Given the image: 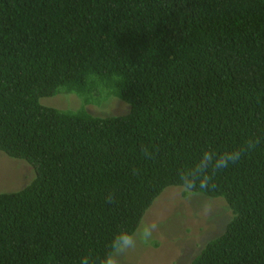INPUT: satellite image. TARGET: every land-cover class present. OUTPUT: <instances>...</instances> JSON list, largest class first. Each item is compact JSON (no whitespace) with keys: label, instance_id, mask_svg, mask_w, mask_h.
Returning a JSON list of instances; mask_svg holds the SVG:
<instances>
[{"label":"trees","instance_id":"1","mask_svg":"<svg viewBox=\"0 0 264 264\" xmlns=\"http://www.w3.org/2000/svg\"><path fill=\"white\" fill-rule=\"evenodd\" d=\"M0 152V264H102L171 187L232 212L189 264H264V0H0Z\"/></svg>","mask_w":264,"mask_h":264},{"label":"rangeland","instance_id":"2","mask_svg":"<svg viewBox=\"0 0 264 264\" xmlns=\"http://www.w3.org/2000/svg\"><path fill=\"white\" fill-rule=\"evenodd\" d=\"M78 97V98H77ZM80 96L61 94L43 99V104L62 110L81 108ZM86 106L94 116L108 117L128 110L116 99ZM34 170L24 161L7 157L0 152V193L14 192L30 184ZM232 218L227 203L222 199L186 193L171 187L155 201L145 214L138 231L155 224L156 228L146 243L137 236L135 248L117 257L118 264H189L209 240L223 232Z\"/></svg>","mask_w":264,"mask_h":264},{"label":"clouds","instance_id":"3","mask_svg":"<svg viewBox=\"0 0 264 264\" xmlns=\"http://www.w3.org/2000/svg\"><path fill=\"white\" fill-rule=\"evenodd\" d=\"M249 147H254V143L250 141ZM208 156L209 154L205 153V158H208ZM239 158H240L239 151L225 153L224 155L219 157L216 166L218 168L226 167L230 161L234 162ZM202 186H206V184ZM155 228L156 225L152 224L145 227L137 234L129 233L127 231L120 232L112 242L111 251L106 255L105 259L102 261V264H118L117 257L120 254L126 252L129 249L135 248L137 242V236L139 237L142 243H146L151 237L152 232L155 230ZM80 264H88L87 258H82Z\"/></svg>","mask_w":264,"mask_h":264}]
</instances>
